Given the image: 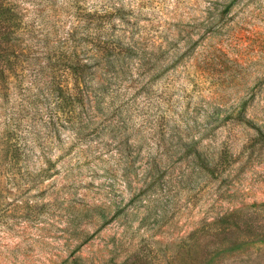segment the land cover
<instances>
[{
	"label": "rangeland",
	"instance_id": "1",
	"mask_svg": "<svg viewBox=\"0 0 264 264\" xmlns=\"http://www.w3.org/2000/svg\"><path fill=\"white\" fill-rule=\"evenodd\" d=\"M0 264H264V0H0Z\"/></svg>",
	"mask_w": 264,
	"mask_h": 264
}]
</instances>
